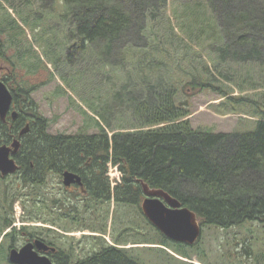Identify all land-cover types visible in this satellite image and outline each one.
<instances>
[{
	"label": "trees",
	"instance_id": "obj_1",
	"mask_svg": "<svg viewBox=\"0 0 264 264\" xmlns=\"http://www.w3.org/2000/svg\"><path fill=\"white\" fill-rule=\"evenodd\" d=\"M1 1L15 5V13L21 18L30 16L27 8H31L32 0ZM44 1H38L43 5H33L32 15L37 7L46 6ZM167 1L63 0L68 10L61 15L68 19L75 40L68 59L72 60L77 50L91 62L95 72L112 78L109 91L105 89L106 95L99 103L80 94L81 101L111 133L92 115L88 116L96 119L97 132L87 133L81 128L71 134L50 133V120L42 115L31 95L36 85H11L1 78L12 93V108L18 114L16 118L8 114L4 121L0 119V143L17 138L21 146L15 154L20 180L0 184V221H7L17 198L22 199L24 208L28 203L27 220L47 221L46 193L44 188L39 189L43 206L35 209L31 179L34 172L44 176L47 163L53 162L55 172L76 170L83 173L87 186L96 182L102 204L110 203L114 197L117 204L132 205L142 214L143 181L151 188L167 191L193 210L201 226L229 227L247 220L264 223V91L257 92L258 99H250L215 87L223 99L243 101L261 113L254 131L194 128L188 118L191 97L213 83L206 79L208 64L192 66L193 71L188 73L181 71L176 48L189 39L171 21L166 12ZM171 1L173 19L177 9L186 30L196 35L193 39L185 33L186 38L203 46L210 37L215 42L216 57L222 62L230 59L238 66L240 74L235 81L239 90L264 89V0ZM18 27L9 11L1 12V33L13 40ZM60 75L72 87V76ZM106 82L109 84L108 79ZM109 98L124 113L115 119V124L113 118L105 116ZM27 122L29 130L19 135ZM109 163L116 165L121 174L114 187L107 175ZM88 192L91 196L96 194L93 190ZM39 228L44 231L39 229L38 235L57 247L60 264H141L131 251L108 244H100L98 250L93 246L81 257L72 243L64 248L62 242L48 236L46 230L50 228Z\"/></svg>",
	"mask_w": 264,
	"mask_h": 264
},
{
	"label": "rangeland",
	"instance_id": "obj_2",
	"mask_svg": "<svg viewBox=\"0 0 264 264\" xmlns=\"http://www.w3.org/2000/svg\"><path fill=\"white\" fill-rule=\"evenodd\" d=\"M38 1L32 0L33 3L29 6L34 7L33 5L39 3ZM44 2L46 6L34 8L33 15L31 8H27L30 16L21 18L15 13V5L12 7L10 3L0 0V15L2 11L7 10L19 24L15 34L16 40L8 39L7 34L0 32V45L3 46L7 57L4 59L0 57L2 66L0 78L5 77L11 85L19 84L26 87L36 85L31 95L42 115L50 120L48 129L50 133L71 134L81 128L87 133L97 132L99 127L96 119L101 123L102 121L81 101L80 94L92 100L96 99L95 103H99L106 95V91H109L112 78L102 72H95L91 62H88L77 50H74L76 55L73 59H68L67 53L74 46L75 40H72L68 19L61 15L62 12L67 13V5L63 0ZM167 2L166 12L170 14L171 21L183 32L182 36L189 39L178 44L176 48L182 64L181 71L188 73L189 70L193 71L192 66L201 67L202 64H208L206 75L209 76L205 75V77L213 83L212 87L203 89L191 97V113L188 115L191 125L194 128L213 132L254 131L261 113L248 104L245 105L243 101L240 103L223 99L215 87H223L228 89L231 95L246 96L250 99H258L257 92L264 89L245 87L244 90H239L235 81L240 74L238 66H234L230 59L222 62L216 57V50L213 48L215 42L210 37L206 38L207 33L204 37L211 44L210 47L208 43L199 46L197 40L191 41L190 38H186L185 33L193 39L196 35L186 30L185 22L177 9L176 19H173L169 10L171 6L173 7V3L171 0ZM39 4L43 5V3ZM23 9L21 8V11ZM57 62L58 66H56ZM60 74L72 76L69 84H72L74 89L63 82ZM241 75L245 76V74ZM107 79L109 84L106 82ZM107 108L105 116L113 118L114 124L115 119L121 114L124 115L121 107L112 100L110 102V98ZM103 125L110 131L106 124ZM108 174L115 178L113 169L109 170ZM101 209L102 221H55L56 223L49 221L48 225L44 222L39 227L53 228L47 231V234L58 239L57 243L62 242L64 248H68L72 243L75 253L81 257L91 251V247L94 246V250H98L100 244L105 245V242H108L131 251V256L141 264H264V223L247 220L229 227L204 225L201 226L197 241L194 244H187L163 238L161 232L147 222L148 220L137 210V207L117 204L112 199L110 203L103 204ZM23 210L27 214L28 203L27 208H24L22 199L17 198L12 203L8 216L16 222L30 221L26 219ZM85 227L89 229H83ZM94 229L99 232L104 231L102 236L87 237V233ZM115 240L126 243L115 244ZM4 255L2 242L0 264H4Z\"/></svg>",
	"mask_w": 264,
	"mask_h": 264
},
{
	"label": "flooded vegetation",
	"instance_id": "obj_3",
	"mask_svg": "<svg viewBox=\"0 0 264 264\" xmlns=\"http://www.w3.org/2000/svg\"><path fill=\"white\" fill-rule=\"evenodd\" d=\"M0 57L1 59L7 58L5 56V50L2 45H0ZM13 63V62H12ZM0 65V69H1ZM5 78V77H2ZM13 107V103H12ZM11 107V109H13ZM10 115V113H8ZM7 114V115H8ZM11 116V115H10ZM13 140V139H12ZM11 140V141H12ZM11 141L5 144H10ZM2 144V143H1ZM20 144L18 146L17 151L20 149ZM11 154L10 156L14 159L15 163L17 164V170L8 173L2 174L0 172V184H10V183H17L20 180L19 175V168L20 165L17 162L15 154ZM48 170L44 176L37 175L34 172V176L31 179V183L33 185V195H34V203L37 206H43V199L41 198V194L39 189L44 188L46 193V204L45 208L47 210L46 217L47 221L46 224L48 225L49 221H102L101 220V206L102 201L99 194V185L94 182V185L87 186L84 181L83 173L76 171V170H67L73 173H76L80 177V181H77L76 178L70 184H64V176L63 172L66 170H62L60 172H55V165L53 162L47 163ZM85 165V162L82 163ZM109 177V174L107 172ZM110 180V178H109ZM111 187L112 182L110 181ZM94 191L96 193L94 196H91L88 191ZM114 197L111 198V200ZM23 212H25L23 210ZM35 217V216H34ZM3 219L0 221V243H4V264H16L10 261L9 254L11 249H19L25 243L34 241L37 238L42 239L47 245L55 247V250H47V251H39L40 254H46L52 262L55 264H60V256H56L58 253V249L55 245H53L50 241H45L43 236H39V229L43 233L44 229L39 228L40 225H43L44 222L38 219H34L33 221H12L10 218ZM149 222V221H147ZM150 223V222H149ZM52 226V225H51ZM47 227V226H46ZM53 229L51 227H47ZM89 229L85 227L83 229ZM47 229L46 231H49ZM95 230V231H94ZM91 230L92 232L87 233L88 236H102V233L96 231V229ZM96 233V234H92ZM49 236V235H48ZM94 237V238H95ZM100 238V237H99ZM108 245V242H105ZM116 246V245H115ZM35 248V247H34Z\"/></svg>",
	"mask_w": 264,
	"mask_h": 264
},
{
	"label": "water",
	"instance_id": "obj_4",
	"mask_svg": "<svg viewBox=\"0 0 264 264\" xmlns=\"http://www.w3.org/2000/svg\"><path fill=\"white\" fill-rule=\"evenodd\" d=\"M13 103L12 93L0 78V119L5 120L8 113L12 118L17 117V110L11 109ZM29 130V123L20 129L19 135ZM20 144L19 139L13 138L10 144L0 143V172L4 174L17 170V164L10 156L14 154ZM64 184H70L80 177L71 171H64ZM144 197L140 202V209L144 217L164 236L176 242L193 244L200 235L201 224L196 213L183 206L182 203L167 191L161 188H151L141 181ZM35 247V248H34ZM55 250L42 239L37 238L34 243H25L19 249H11L9 259L16 264H55L46 254L39 251Z\"/></svg>",
	"mask_w": 264,
	"mask_h": 264
},
{
	"label": "built area",
	"instance_id": "obj_5",
	"mask_svg": "<svg viewBox=\"0 0 264 264\" xmlns=\"http://www.w3.org/2000/svg\"><path fill=\"white\" fill-rule=\"evenodd\" d=\"M112 169H113V171L115 172V174H114V175H115V178H116V179H119L120 172H119V170L117 169V167H116L115 165L110 166V167H109V170H112ZM110 178H111V180H113L112 183H115V181H114L115 178H113V177H110Z\"/></svg>",
	"mask_w": 264,
	"mask_h": 264
}]
</instances>
